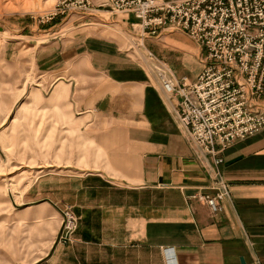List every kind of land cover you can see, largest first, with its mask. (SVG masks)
Wrapping results in <instances>:
<instances>
[{
    "label": "crops",
    "instance_id": "0c3cea01",
    "mask_svg": "<svg viewBox=\"0 0 264 264\" xmlns=\"http://www.w3.org/2000/svg\"><path fill=\"white\" fill-rule=\"evenodd\" d=\"M124 20L137 22L131 15ZM92 24L80 25L71 40L61 31L50 35L38 48L36 64L54 77L52 86L67 93L73 109L110 124L124 151L112 152L114 173L39 180L28 205L42 214L50 230L44 240L51 242L39 261L167 264L163 251L174 249L177 264H264V130L223 153L231 199L213 215L190 199L211 193L212 159L179 126V98L167 95L154 70ZM164 55L178 78L195 81L204 70L190 48H169ZM258 106L264 109V99ZM52 202L72 207L79 220L71 243L57 242L60 211Z\"/></svg>",
    "mask_w": 264,
    "mask_h": 264
},
{
    "label": "rangeland",
    "instance_id": "374dc122",
    "mask_svg": "<svg viewBox=\"0 0 264 264\" xmlns=\"http://www.w3.org/2000/svg\"><path fill=\"white\" fill-rule=\"evenodd\" d=\"M57 3L58 0H0V264L44 262L39 260L51 246V242L44 240L50 230L42 214L28 205L29 195L36 191L42 177L114 173L112 152L124 151L121 136L114 134L110 124L73 109L67 93L56 92L52 86L54 77L38 69L36 56L42 43L59 31L64 40H71L83 29L80 25L91 21L92 27L98 28L97 33L120 42L125 54L156 74L149 53L171 69L169 57L164 55L169 48H190L201 59L205 58L198 45L183 32L157 39L140 37L133 29L139 23L133 15L137 22H122L130 14H71L51 21L48 18ZM198 64L205 69L203 61ZM52 205L60 211L59 243L62 212L72 207L61 208L53 202Z\"/></svg>",
    "mask_w": 264,
    "mask_h": 264
},
{
    "label": "built area",
    "instance_id": "2783aa9c",
    "mask_svg": "<svg viewBox=\"0 0 264 264\" xmlns=\"http://www.w3.org/2000/svg\"><path fill=\"white\" fill-rule=\"evenodd\" d=\"M94 12L130 14L140 37L160 38L183 32L205 53V69L194 82L178 79L172 69L149 53L167 95L179 98L177 119L192 145L212 159L210 194L191 200L206 204L213 215L231 199L223 177V153L234 143L264 130V0H58L48 18ZM60 244H68L78 228L72 208L63 212ZM167 264L176 261L165 249ZM46 264V263H41Z\"/></svg>",
    "mask_w": 264,
    "mask_h": 264
}]
</instances>
